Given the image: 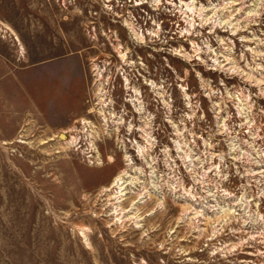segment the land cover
I'll use <instances>...</instances> for the list:
<instances>
[{"label": "rangeland", "instance_id": "rangeland-1", "mask_svg": "<svg viewBox=\"0 0 264 264\" xmlns=\"http://www.w3.org/2000/svg\"><path fill=\"white\" fill-rule=\"evenodd\" d=\"M0 264H264V0H0Z\"/></svg>", "mask_w": 264, "mask_h": 264}, {"label": "crops", "instance_id": "crops-1", "mask_svg": "<svg viewBox=\"0 0 264 264\" xmlns=\"http://www.w3.org/2000/svg\"><path fill=\"white\" fill-rule=\"evenodd\" d=\"M60 62L62 61V60H59ZM59 63V62H58ZM64 63H63V61L61 62V63H59L58 65H57V67H58V69H55L54 68V71L56 72V74H58V78H60V80H61V84H63V85H65L66 86V82H67V79H68V77L66 76V75H64L63 73L67 70V69H69L70 70V66H69V64L68 63H66V68L67 69H65V67L64 66H62ZM59 67H61V68H59ZM64 67V69H62Z\"/></svg>", "mask_w": 264, "mask_h": 264}, {"label": "bare ground", "instance_id": "bare-ground-1", "mask_svg": "<svg viewBox=\"0 0 264 264\" xmlns=\"http://www.w3.org/2000/svg\"><path fill=\"white\" fill-rule=\"evenodd\" d=\"M59 137H60V139H65V138H66L65 134H60ZM118 186H119V188L121 189V185H118ZM135 226H136V225H135ZM137 226H138V225H137Z\"/></svg>", "mask_w": 264, "mask_h": 264}]
</instances>
